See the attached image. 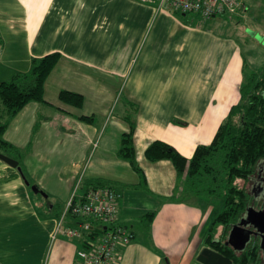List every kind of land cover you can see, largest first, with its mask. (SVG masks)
Wrapping results in <instances>:
<instances>
[{
  "label": "crops",
  "instance_id": "crops-1",
  "mask_svg": "<svg viewBox=\"0 0 264 264\" xmlns=\"http://www.w3.org/2000/svg\"><path fill=\"white\" fill-rule=\"evenodd\" d=\"M241 1L246 15L204 21L156 2L0 0V82L30 72L35 58L61 54L45 82L46 103H28L3 135L26 150L24 167L47 197L0 160V264H82L86 233L53 235L71 195H83L95 180L115 186L118 223L134 233L118 247V264H202L198 256L218 230L219 211L204 199H182L172 161H150L146 150L160 140L191 158L240 102L246 61L234 36L239 26L229 23L226 33L215 19L256 21L261 11L252 6L260 1ZM63 90L81 94L83 105L63 103ZM134 106L145 180L118 156ZM83 220L66 216L61 226L77 228Z\"/></svg>",
  "mask_w": 264,
  "mask_h": 264
},
{
  "label": "trees",
  "instance_id": "trees-1",
  "mask_svg": "<svg viewBox=\"0 0 264 264\" xmlns=\"http://www.w3.org/2000/svg\"><path fill=\"white\" fill-rule=\"evenodd\" d=\"M61 58L58 52L47 54L33 60L28 73H17L10 80L0 82V152L17 160L25 178L31 185H37L24 167L25 151L4 140L3 135L13 118L30 102L46 103L45 82ZM63 103L81 107L84 97L81 94L63 90L59 94ZM134 106L126 120L130 131L124 133L118 156L128 161L133 169L145 180V174L136 159ZM81 120L92 121V117L81 116ZM38 125V123H37ZM146 157L150 161L168 159L174 164L179 181L182 199H204L219 204L214 225L223 228L218 239L214 232L207 239V245L224 255L232 257L236 264H246L240 256L236 257L233 246L227 245V236L232 228L249 210L253 201L248 186L264 163V68L245 81L241 88V100L233 106L227 119L219 127L213 141L199 145L193 156L187 158L166 142L157 140L149 145ZM112 187L111 183L95 180L88 187ZM89 189V188H88ZM176 197H173V200ZM154 213L143 216L144 222L151 223ZM93 227L86 238H94L102 227ZM83 243H85L83 241ZM251 264L256 258H250Z\"/></svg>",
  "mask_w": 264,
  "mask_h": 264
},
{
  "label": "built area",
  "instance_id": "built-area-1",
  "mask_svg": "<svg viewBox=\"0 0 264 264\" xmlns=\"http://www.w3.org/2000/svg\"><path fill=\"white\" fill-rule=\"evenodd\" d=\"M142 3L158 4L160 10L176 14H194L204 21L220 15L244 16L247 6L241 0H135ZM3 50L0 46V63ZM119 192L112 187L89 188L83 195L76 191L66 202L62 220L66 216L83 218L79 226L65 228L60 221L53 238L61 233L69 238H84V234L93 232V227L104 226L94 238H85L83 249L79 251L82 264H118L117 248L129 244L134 233L118 223ZM98 222L99 224H93Z\"/></svg>",
  "mask_w": 264,
  "mask_h": 264
},
{
  "label": "rangeland",
  "instance_id": "rangeland-1",
  "mask_svg": "<svg viewBox=\"0 0 264 264\" xmlns=\"http://www.w3.org/2000/svg\"><path fill=\"white\" fill-rule=\"evenodd\" d=\"M259 1H260L259 7L252 6V11H261V13L258 14L259 18H253L257 22L253 20L249 21L246 19L247 21L246 20L245 21L243 20L242 22L239 21L240 23L236 24L231 21L230 16L225 19H222L221 17H218L217 19H215L216 25L222 26V27L228 26L226 29H224V32L226 33H229V29H228L229 23L232 26H239V31L235 33L234 36L238 37L241 41V44L243 45V51H244L245 61H246V68H245L246 81L252 78L255 73H258L264 68V44L258 41L255 35L250 34V30H254L257 34L264 35V0H259ZM236 22H238V20H236ZM254 179L258 180L259 178L254 177ZM254 182L255 180H251L248 186L251 192L255 188V185H256ZM216 211L217 212L220 211L219 204H216ZM221 229L222 227L219 226L218 230L215 233L216 234L215 236L219 237L222 234Z\"/></svg>",
  "mask_w": 264,
  "mask_h": 264
},
{
  "label": "water",
  "instance_id": "water-1",
  "mask_svg": "<svg viewBox=\"0 0 264 264\" xmlns=\"http://www.w3.org/2000/svg\"><path fill=\"white\" fill-rule=\"evenodd\" d=\"M250 34L255 35L257 40L264 44V35H259L254 30H250ZM0 160L4 161L11 167L18 169L26 185L31 187V190L33 192L39 193L47 197V194L43 190H41V188H39L38 185H35V184L31 185V183L25 178L22 168L19 166V162L17 160L1 152H0ZM247 214H248V218L246 220V224L255 223L254 224L256 225L255 227H257L260 232H264V230H262L260 226H258V224H256L255 222L256 218H259L260 219L259 221L264 222V211H256L253 208H250ZM249 238H250V232H248L247 229L242 227V225L238 224V225H235L230 232L229 244L233 245L234 248L237 250H242L245 247L246 243L248 242ZM262 248H264V240L262 243ZM198 261L201 262L202 264H234L233 260L230 257L208 246L204 247L201 250L198 256Z\"/></svg>",
  "mask_w": 264,
  "mask_h": 264
},
{
  "label": "flooded vegetation",
  "instance_id": "flooded-vegetation-1",
  "mask_svg": "<svg viewBox=\"0 0 264 264\" xmlns=\"http://www.w3.org/2000/svg\"><path fill=\"white\" fill-rule=\"evenodd\" d=\"M254 177L259 178L258 180L254 179ZM252 180H255V188L252 190V197L253 201L250 204V208H253L256 211H264V163L261 167L259 173L254 176ZM253 183V184H254ZM248 211L246 214L241 218V220L238 222L239 225H242L245 229H247L248 232H250V238L248 242L246 243L245 247L242 250H237L234 248V254L236 257L240 256L244 259L245 263L248 264L249 258L246 256V254H250V258L255 257L256 259L251 262V264H264V248H262V243L264 240V232H260L256 225L252 223H247L246 220L248 218ZM256 224L260 226L262 230H264V222L259 221V218L255 219ZM262 222V223H261ZM237 224V225H238ZM229 239L230 235L228 232L227 236V245L229 246ZM231 245V244H230ZM210 247V246H208ZM212 248V247H211ZM213 249V248H212ZM227 256V255H226ZM229 257V256H228ZM232 259V257H230ZM233 260V263L236 264V262Z\"/></svg>",
  "mask_w": 264,
  "mask_h": 264
}]
</instances>
